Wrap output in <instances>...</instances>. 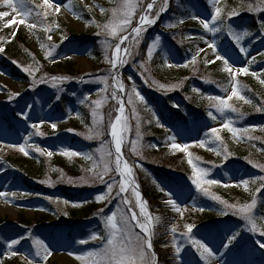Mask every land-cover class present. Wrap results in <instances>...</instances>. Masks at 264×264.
Listing matches in <instances>:
<instances>
[{"label":"rangeland","instance_id":"rangeland-1","mask_svg":"<svg viewBox=\"0 0 264 264\" xmlns=\"http://www.w3.org/2000/svg\"><path fill=\"white\" fill-rule=\"evenodd\" d=\"M50 2L54 6H60L59 13L48 9L49 14L46 17L41 16L35 21L28 19L23 24L11 23L7 28H4L3 22L0 21V47H4L5 49L6 43L4 41L10 42L17 37L18 33L22 32L30 47V53L35 56L32 57L29 63L18 65L21 74L25 76L23 79L14 78L0 63V191L17 193L16 197H0V261H2V264L13 262L14 260L27 264L28 259H32V257L28 256V253L30 251L34 253L35 251L32 246L31 237L44 240L53 253L46 261L35 258L33 264H85V261L77 260L76 256L103 247L101 240H92L90 238L93 233L104 235L103 217L111 215L118 208L121 212L127 213V207L123 205L121 197H115V191L118 190V186L112 193V196L115 198L111 199V202H97L95 200L96 195L106 192L107 189L105 184L94 180L92 174L86 171L93 166L94 161L96 163L100 162L101 152L98 150L101 148V144H103L105 151L112 150L108 114L111 113L114 120L115 116L118 115L116 108L119 105L110 98L112 89L109 87L108 99L104 101L98 110L104 117V135L89 140L85 137L91 134L90 129L93 127L92 109L86 104L82 105L79 103V100L84 95H89L92 100L103 99L105 96V93L101 91L105 85L96 82L99 77H108L110 70V65L105 60V45L102 41L99 43L100 56H98L94 54L96 50L91 45H88L87 41L82 40L90 38V36L96 35L100 31L97 25H102L110 19L108 16H111V10L115 7L116 0H70L69 7H65L66 4H69V0H50ZM161 2L162 0H157V5L159 6ZM170 2L169 0V4ZM40 5H43V0H30V6L34 8L33 15H35V11L42 13L45 11L42 7H35ZM220 6L224 10L223 15H227L232 10L237 11L240 16L246 13L243 12V5L236 0H221ZM80 8L87 10L86 14H88V17H91L86 18L85 11ZM100 8L105 9V12L101 13ZM0 10L7 9L0 8ZM168 11L169 9L164 13V18H167L166 21H163L157 27L155 25L149 26L147 31L142 33L141 43L134 50L138 54L134 56L133 60H130L129 64L123 67V73L126 67L135 64V60L142 53L143 46H146L145 51L147 52V45L151 43L153 37L157 34L161 36V41L153 56L157 52L163 51L167 57V64L173 65L172 67H168V71L175 72L176 76L181 75L183 68L195 65L190 63L194 55L202 56L204 63L206 60L214 61L213 63L205 64L220 65V70L224 72L222 70V61L216 59L213 50L204 42H211L212 40H216L221 55L227 52L236 61L235 67L250 68L252 62H249L251 58L258 54L256 51H252L253 46L257 45L260 39L258 35L252 38H245L243 44L248 48V55L244 56L243 54H239L237 48L232 49V44L230 43L232 40L227 36L226 32L213 36L212 33L206 32L203 29L199 23V19L194 20L200 25L201 31L197 33L200 39L196 38V33L185 31L186 40L192 39L195 42V49L190 52V59L186 62L188 65L184 67V64L179 61L177 50L166 43L164 39L167 36L168 38L171 37L172 30L177 29L180 31L184 29L186 20H183L184 22L180 24V18L175 16L168 18L170 16ZM199 17L210 18V15L205 14ZM9 19L18 21L21 17L13 15ZM224 19L226 21L228 17H224ZM33 22L37 24L36 28H29L28 24ZM226 23L233 25L232 21H226ZM168 24L176 26L168 28L166 27ZM46 28H51L52 31H45ZM157 28L162 30V33H165V35L159 33ZM236 30L242 31L243 29ZM13 31H15L14 35ZM49 35L52 36L51 41L47 39ZM201 37H203V40ZM222 39L226 41L224 42ZM106 40L109 44L113 45L117 42L110 36ZM53 44L57 45L53 56L46 59V52L51 50L50 46ZM41 45H44V48ZM129 45H131V41ZM201 48L204 51L199 52L197 55L198 50ZM110 52L111 49L109 50V54ZM53 59L55 63H53ZM145 67H147L146 63ZM25 68L30 69L34 76L24 71ZM134 68L140 72V68ZM224 73L229 76L228 73ZM52 76L67 78L63 83L58 84V87L62 88L63 91H58L51 86L52 81L50 77ZM245 76L244 74H240L236 77L240 87L242 85L239 79ZM34 78L37 81L41 78H46L48 79V83L33 85ZM122 79L126 85L127 92H131V86L134 83L136 89L145 98V102L141 103L133 94V104H128L127 100H125L127 107L124 115L127 117L129 130L123 131V150L125 149V152L127 151L131 158L130 165H133L132 179H134L135 184L139 183L141 192L145 193L143 194V199L148 201L149 211L153 215L161 217L159 223L154 222L153 224V252L160 250L161 254L168 259L169 264H179L178 260H173L174 249L171 246L173 234L170 232V228L172 225H176L178 229L176 236L184 245L182 256L191 260L192 264H203L202 261H199L195 249H192L180 237V232L184 231L183 226L188 223L195 225L193 229L194 236L198 239H205L210 246L217 248L221 240L228 234L229 229L241 230L243 229L244 222L238 216L235 217L236 221L232 222L231 212L227 216L220 215V210L224 206L196 189L190 179L193 173L192 167L188 163V153H191L192 157L198 158L194 162L200 168L208 171L207 179L219 181L218 184L203 185L208 189L209 193L219 196L229 204H232V202L223 196L227 195L228 192L232 193V188L242 194L249 193L244 191L243 186L239 185V181L246 178L242 177L243 173L241 169L236 168L234 162L238 159L237 154L240 152L239 150L244 149L243 142L240 141V138L233 137L231 132L222 127L227 119L233 121V118H242L243 115L241 114H245L244 110L249 107V104H245L238 98L233 97L228 103L236 108L237 112L226 111L221 115L214 108H210L207 97L219 95L226 98L230 94L231 84L227 89L228 91L214 89L215 91H211L208 94L193 87L196 91L192 89L190 97L197 96L196 101L204 105L203 110L195 111L192 109L189 105V98V102H187V99L184 100L185 102L179 98L169 99L172 102V107L186 116L187 124H185L184 121L179 119L170 110L169 105H167L169 101L168 97L160 95L158 87L157 93L150 89L154 92L151 94L148 90L139 86L136 81L133 82L131 80L128 82L124 76ZM108 83L111 85V77H108ZM184 91V86L176 89L171 87L167 89V92L172 93L173 96L176 93L181 94ZM15 93H19L20 95L15 96ZM241 94L244 95L243 93ZM10 95L13 96L11 100L9 99ZM55 95H60L61 99L67 98V118H64L58 112V109H60L59 105L55 107L50 103L52 100L56 102ZM175 96L181 95L176 94ZM148 98L152 102H149ZM60 101L57 102L60 104ZM27 105L32 106L31 110L26 107ZM133 107L136 110L135 116L132 115ZM12 108L17 113H20L22 110L26 112L27 119L21 115H18V117L23 122H26L27 125L4 132L3 126H1V118L2 116H6V114H11ZM208 111H212L217 119L212 120L208 117ZM153 112L156 114L155 117L152 115ZM202 112H205L206 115H201ZM160 113L166 120L171 116L178 119L175 129H168L160 121L157 124ZM138 120L140 122L139 139L136 132ZM149 120L151 123L148 122ZM242 120L244 119L239 120L237 123L233 121V126L237 128L240 126L241 129L245 128V123ZM53 124L56 125L55 128L52 127ZM33 125H36V127L34 128ZM213 127L220 130L219 135L222 143H209L206 141L205 147H199L196 142L205 139V133L211 135L210 128ZM161 130L170 131L165 138L166 156L168 157L165 167L169 171H174V175L178 177L177 181H173L167 176H162L160 173H155V171H150L143 161L146 155L152 152L151 148L147 145V142H151L148 136ZM66 134L74 136L76 140L70 141V138L66 137ZM170 135L177 137V143H187L189 145L188 152L172 149L170 141H168ZM247 136H252V129H249V132L245 134V137ZM131 141H137L140 155H136L131 151ZM85 142L93 143V145L87 146ZM151 143L156 145V151L160 150L158 146L159 141ZM22 144L25 146L28 155L19 150V145ZM37 148L42 151H37ZM65 151H76L93 155L94 161L86 160L84 156L64 155ZM47 152L53 154L48 156ZM61 159L68 165L78 164L79 174L77 178L70 176L66 168L59 167L58 161ZM148 162L153 164L150 160ZM42 167L45 170L40 169ZM102 167L103 165L100 164V168ZM99 170L97 169V171ZM23 174H28L32 179L31 182L44 186L46 191H41L40 189L33 191L29 189L24 180H22ZM110 175L115 176L116 180L120 179L115 173H111ZM105 179L107 180L108 177H105ZM225 185L229 186L225 187ZM154 187L157 189L156 193H147L153 192L155 190ZM161 187L173 194V198L177 200L182 210L186 209L183 217L172 211L170 206L164 204V200L167 197L160 191ZM62 188H71L78 191V193L82 192V201L73 202L66 198L60 193ZM250 188H252L251 184ZM81 189H86L87 191H79ZM121 196H127L132 201V205H135V197L131 189L126 193H121ZM66 201L67 203H65ZM246 202H250V200L234 204ZM200 208H203L204 211H199ZM101 209H103V212L100 211ZM134 210L139 211L138 208ZM257 214L264 215L259 210ZM83 221L90 223L89 226L83 229L87 233L86 236L81 237L79 233H76L73 235V239H71L69 237L70 228L66 226L71 222L80 223ZM132 223L134 224L135 222ZM211 223L215 225L211 226ZM98 225L103 230L98 231ZM134 231L139 233L140 229L135 228ZM20 236H24L26 239L15 246L17 255L14 257L10 256L6 252V241L12 238H19ZM81 239H86L88 242L86 244H79L78 241ZM258 240L264 241V237L242 231L238 242L223 257L224 264H264V255L261 254V250L264 252V249H261L255 243ZM219 250L224 251L223 248ZM185 254L187 255L185 256ZM88 264H90V261Z\"/></svg>","mask_w":264,"mask_h":264},{"label":"snow or ice","instance_id":"snow-or-ice-1","mask_svg":"<svg viewBox=\"0 0 264 264\" xmlns=\"http://www.w3.org/2000/svg\"><path fill=\"white\" fill-rule=\"evenodd\" d=\"M207 3L211 6L213 11L210 14V18H200L198 15H194L192 19H199V23L202 25L203 29L206 32L212 33L213 36L216 34H224L227 33V36L233 41L235 48L239 50V54H243L244 56L248 55V48L244 46L243 41L246 37H252L253 33L248 30L237 31L231 24L226 23L224 19V10L220 6L221 0H207ZM70 6L66 4L65 7ZM42 7L45 11L42 13L40 11H35V15H33L34 8L30 6V0H0V8L7 10H0V21L3 22V27L7 28L11 23H25L26 20L32 19L33 21L39 19L41 16L46 17L48 13V9H51L55 13L60 12L59 5H53L50 0H43V5L35 6ZM169 8V0H162V2L157 5V0H147L145 4V0H116L115 7L111 10L110 19L104 24H98L97 27L100 29L96 33L97 36L104 37H112L115 41L114 45L109 44L105 39L102 41L105 45V60L110 65V70L108 73V77H111V85L108 83V77H99L97 78L98 83H102L105 85L102 92L105 93L103 99L92 100L89 95H84L82 99L79 100V103L82 105H88L92 111V125L93 127L90 129V135H87L86 139L98 138L104 135V117L102 114L98 112L101 108L102 104L105 100L108 99V88L111 87L110 98L119 105L116 108L118 115L115 116L114 120L112 119L111 113H109V127H110V135L112 137V141L114 143V151L104 150L103 144H101V148L98 150L101 152L100 162L96 163L94 161L93 155L84 154L76 151H65L64 155L70 156H84L86 160H93V166L88 168L86 171L92 174L94 180L105 184L107 191L95 196V200L97 202L108 201L111 202V199L115 197H121L122 203L127 207V213L121 212L118 208L116 212H112L111 215L103 217L104 224V235H97L95 233L91 234L92 240H101L103 242V247L95 250L84 253L83 255L76 256L77 260L85 261V264H158L157 257L155 252L152 251V237L154 235L153 224L159 223L161 217L158 215H153L148 209V201L142 198V194L139 191V185L135 184L134 179H131L133 175V165H130L127 160L124 159L122 152L123 145V131L129 130V126L127 123V117H125V100H127L128 104H133V94L136 98L139 99L141 103L145 102V98L141 95V93L136 89L135 84L133 83L131 86V92L126 91V85L121 78L120 69H122L125 65L130 63V60L134 59L136 53L134 50L138 48L141 43L142 33L147 31L149 26L155 25L157 20L160 18L161 14L166 12ZM249 11H259L264 12V0H260L257 4L248 5ZM100 12L104 13L105 9L100 8ZM19 16L21 19L18 21H14L9 19L11 16ZM239 13L235 10L229 11L227 13V17L230 19L233 16H238ZM136 21L135 25L133 21ZM184 21L180 20L179 23L182 24ZM37 24L35 22L29 23V28H36ZM174 24H168L166 27L172 28L175 27ZM58 27V25H57ZM45 31L51 32V28H46ZM15 31H13V35ZM260 34L264 36V20L260 21ZM49 41L52 40V36L49 35L47 37ZM203 40V37H201ZM129 41H131V45H129ZM161 41V36L157 34L153 37L151 43L147 45V61H151L153 58V54L156 49L159 47ZM8 41L5 40L4 43ZM208 44L209 48L213 50V53L216 59L221 60L223 67L222 70L229 74V82L231 84L230 94L224 98L219 95L216 96H208L210 108H214L216 112L223 115L226 111L237 112V109L232 107L228 101L233 97L238 98L243 101L245 104H252V100L247 99L244 95H242V91H244L240 85L236 77L240 74L248 75L249 68L248 67H235L236 61L232 59V57L225 52L221 55L219 51V46L216 40L204 41ZM123 46V47H122ZM44 48V45H41ZM51 50L46 52L45 58H50L53 56V52L57 45H51ZM111 52L109 54V50ZM5 51L4 47H0V53ZM204 49H199V52H203ZM264 55V53H261ZM67 58V57H66ZM256 57H252V61H255ZM196 60V56L192 57L190 63H194ZM142 62L139 67L144 69L146 72L148 69L145 67V63ZM212 60H206L205 63H213ZM16 63V61H13ZM53 63L55 60L53 59ZM167 63V61H165ZM135 67V65H133ZM168 67H172L173 65L167 64ZM24 71L28 72L29 75L34 74L30 71V69L25 68ZM143 75V73H141ZM252 76L256 77L259 80L261 85H264V78H261L256 72L251 73ZM53 88H56L58 91H63L62 88L58 87L59 83H63L66 77L62 76H52L50 77ZM131 79V77H129ZM147 82V80L145 81ZM37 83H48V79L41 78L39 81L33 79V85ZM164 87V85H161ZM224 91H228L227 89H223ZM196 91V89H193ZM123 93L124 95H121ZM15 96H19V93H15ZM75 95V94H73ZM13 96L10 95L9 99L11 100ZM61 99L60 95H55V100L59 101ZM29 110H31V105L26 106ZM151 111L150 109H148ZM257 111H264V101L261 102V106L257 107ZM18 115L23 116L25 119L28 118L25 111H21ZM79 115V113H77ZM132 115H136L135 107L132 108ZM153 117H155V113H152ZM208 117L212 120H216V115L213 114L212 111H208ZM242 115V114H241ZM151 123V121H148ZM233 121L231 119H227L226 122L223 123L222 127L227 129L232 133L233 137H237L243 139L245 134L249 132L248 128H237L233 126ZM157 124H159V120L157 119ZM35 128L36 125H33ZM53 128L56 127L55 124L52 125ZM218 128H210V133H205V139L198 140L196 143L199 147H205L206 141L209 143L221 142V137L219 135ZM261 131H264V128H261ZM136 132L137 137H140V122L137 121L136 124ZM238 134H241L238 136ZM247 139H259L257 137L247 136ZM168 141H170V147L174 150H179L180 152H188L189 145L187 143L180 144L177 143V137L175 135H170L168 137ZM222 143V142H221ZM152 147H156L153 145ZM19 150L23 152L25 155H28L25 150V146L19 145ZM37 151H42L37 148ZM258 151L264 152V148L257 149ZM131 151L136 155H140V150L137 146V141H131ZM48 156H51L53 153L47 152ZM219 154V153H218ZM114 157V158H113ZM198 158L192 157L191 153H188V163L192 167V177L191 182L195 185L196 189L201 191L204 195L209 196L212 200L218 201L224 207L220 210V215L227 216L229 212L233 216H238L243 222V229L241 230H228V234L224 239L221 240L220 245L217 248H214L209 245L203 238H196L193 234V229L195 225L188 223L185 224L184 231L180 232V237L187 242V244L195 249V252L198 254L199 261H202L203 264H224L223 257L225 254L231 250V247L235 245L239 238L241 237L242 231H247L253 235L258 234L260 237H264V215H258V204L260 206L259 210L264 211V199H258L262 190H264V175L255 176L250 179H241L239 181V185L243 186L244 191L249 192L251 199L250 202H246L243 204H229L227 201L222 200L219 196L213 195L209 193L208 189L203 185H214L218 184L219 181L214 179H207L208 171L206 169L200 168L197 163L194 162ZM249 163L252 164L254 168H259L261 172H264V165H259L253 163L251 160ZM100 164L103 165L100 168ZM97 169H100L97 171ZM111 173H115L116 176H119V180H116L115 176L110 175ZM105 177H108L106 180ZM84 179V178H81ZM87 182V181H85ZM250 184L257 185L254 191L250 188ZM118 190L115 191V197L112 196V193L115 188ZM229 185H225L228 187ZM129 189H131L132 194L135 197V205H132V201L128 199L127 196H121V193H126ZM160 191L164 193V196L167 199L164 200V204L166 206H170L171 210L178 213L180 217H183L184 210H182L180 204L176 199L173 198V194L170 191H166L163 187L160 188ZM16 197L17 193H7L0 191V197ZM67 203V201L65 202ZM138 208V212L134 210ZM103 212V209L100 210ZM199 211H204L203 208H200ZM130 214V215H129ZM132 222H135L134 224ZM135 228H139L140 232L137 233L134 231ZM178 229L176 225H172L170 228V232L173 234L172 238V248L174 249V261H179V264H192V261L184 258L182 253H184V245L180 242V239L177 238L176 233ZM26 239L24 236H20L19 238L8 239L5 244L6 252L10 256H16L17 250L15 246L19 245L22 240ZM32 246L34 248V253L29 252L28 256L32 257V259H28L27 264H33L35 258H40V260L46 261L53 253L48 244L45 243L44 240L31 237ZM88 240L81 239L78 241L79 244H86ZM261 249H264V241H256ZM223 248L224 251H220L219 249ZM43 253V254H42ZM71 255V253H69ZM187 254H185L186 256ZM27 259V257H26ZM2 264V261H0Z\"/></svg>","mask_w":264,"mask_h":264},{"label":"trees","instance_id":"trees-1","mask_svg":"<svg viewBox=\"0 0 264 264\" xmlns=\"http://www.w3.org/2000/svg\"><path fill=\"white\" fill-rule=\"evenodd\" d=\"M244 7V11L246 12L241 17H234L232 18L235 22V27H245L246 30L253 33V36L258 35L260 38L257 42L258 44L253 46V50L256 51L258 54H256L255 61H252L249 68V74L245 77H240L241 82V88L244 90L242 93L247 97V99L252 100V104H249V107L244 110L245 114H242V118H233L234 122H238L241 119H244L245 128L252 129V137H257L259 139H247V137H244L243 139H240L243 143V150H239L238 152V159L235 162V165H238L243 170V176L246 179H250L255 176H261L264 175V172H261L260 169L254 168L249 161L251 160L253 163L264 165V152L258 151L257 149L264 148V131H261V128H264V111H257V107L261 106V102L264 101V85H261L259 83V80L252 76V72H256L261 78H264V55H261V53H264V36L260 34V21L264 20V12L259 11H249L248 5L250 4H257L260 2V0H236ZM147 0H145L146 4ZM213 9L211 6L207 3V0H173L172 6L170 9L169 17L172 16L178 17L181 20H186V25L184 29H181L180 31L175 29L172 30L171 34V44L176 48L179 54V60L184 63V67H186L188 64L186 63L188 59H190V52L195 49V42L193 40H186L185 38V31H191L194 33H199L198 29L200 26H198L195 22H193V19L191 18L194 16L195 12H212ZM88 12L85 10V17H88ZM111 17V16H110ZM108 16V18H110ZM227 17V16H225ZM167 20V18H166ZM135 23V20L133 21ZM133 23V24H134ZM176 33V34H175ZM252 36V37H253ZM199 36L196 35V38ZM251 37V38H252ZM104 39H107L104 36H97L93 34L90 36V38L87 41V44H90L96 52L94 54H97L100 56L99 53V43L103 41ZM146 46L142 48V53L139 56L138 59L135 60V67L140 68L138 65H140L142 62L147 61V52L145 51ZM30 47L26 41L25 35L20 32L18 33L17 37L12 39L10 42L6 43L5 45V51L0 54V63L1 66L7 70L14 78L23 79L25 76H23L19 70L18 65H25L29 63L32 60L33 56L30 53ZM193 57V56H192ZM13 61H16V63H13ZM166 55L162 53H158L155 55L151 61L146 62V68L148 69L146 72L144 69L140 68V72L134 68L133 66H128L125 70L126 75L128 77L134 78L135 81L138 83L139 86H142L143 89L148 90L151 94L158 90L159 88L160 92L159 94L162 96H167L168 98L172 97L173 94L170 92H167L168 88H178L180 86H184L185 91L181 92V94L176 93L178 95H181L185 98H190V103L193 105L192 107L198 109V106L196 105L198 102L195 100L196 96L190 97L191 95V83L197 82L199 83L201 89L205 93H210L211 91L220 90L223 91V89H228L230 86L229 82V76L222 72L220 70V65H206L203 61V57H197L194 66H187L186 68H183L181 75L176 76L175 72L168 71ZM143 73V75L141 74ZM147 80V82H145ZM170 84V86H169ZM161 85H164V87H161ZM148 88V89H147ZM152 89L154 92H152ZM213 89V90H210ZM145 92V90H143ZM171 99V98H170ZM52 105L54 103V100H52ZM57 104V103H56ZM60 108L65 111L67 109V99L62 98L61 102L59 104ZM204 106L200 105L199 109H202ZM161 115V113H160ZM12 117H17V113L15 111H12L11 114ZM182 116V115H181ZM14 119V118H13ZM19 119V118H18ZM5 120V119H4ZM16 120V118H15ZM13 121L17 122L18 121ZM163 121V120H162ZM5 122V121H4ZM241 122V121H240ZM23 124V123H22ZM22 124L18 123L17 126H22ZM4 126H7L8 129H14L16 128V125H11L9 122L7 124H4ZM239 128H241L239 126ZM66 137L70 138V141H75L76 139L74 136H71L69 134L66 135ZM154 139H159V149L158 151L155 150V148H151L152 152L146 155V158H144V164L149 167L150 171H155V173H160L162 176H167L171 178L173 181H177V176H175L173 173L174 171H169L165 167L168 162V157L166 156L167 150L165 146V138L166 133L163 131L156 132L153 134ZM162 151V152H159ZM128 155V153H127ZM131 160V158H130ZM151 161L153 164L149 163L148 161ZM56 162V161H55ZM59 167L66 168L68 174L70 176H74L77 178L79 174L78 170V164H72L68 165L64 160H59ZM42 170H45L44 167L40 168ZM22 180H24L25 184L29 187V189H32L33 191L41 190L46 191L44 186H41L38 183L31 182L32 179L28 174H23ZM176 177V178H175ZM33 178V176H32ZM257 185L251 184V189L254 191L255 187ZM87 191L86 189H81L79 191ZM60 193L65 196L66 198L70 199L73 202H80L82 199V192H79L71 189V188H62L60 190ZM220 193V191H219ZM232 196V197H231ZM224 198L229 199L232 204L239 203L242 201L250 200L251 196L250 193H239L236 191V189L232 188V193L228 192L227 195L223 196ZM258 199H264V190H262V193L258 197ZM260 206H258L259 210ZM264 213V211H260ZM236 216L232 215V218H235ZM239 219V218H237ZM84 224L80 227H73L74 230L77 228L81 229L83 228ZM101 228H99L100 230ZM82 237L85 236V234H81ZM6 264H22L18 260H14L13 262H7Z\"/></svg>","mask_w":264,"mask_h":264},{"label":"bare ground","instance_id":"bare-ground-1","mask_svg":"<svg viewBox=\"0 0 264 264\" xmlns=\"http://www.w3.org/2000/svg\"><path fill=\"white\" fill-rule=\"evenodd\" d=\"M155 254L157 257L158 264H169L168 259L164 255H162L161 252L157 251Z\"/></svg>","mask_w":264,"mask_h":264},{"label":"water","instance_id":"water-1","mask_svg":"<svg viewBox=\"0 0 264 264\" xmlns=\"http://www.w3.org/2000/svg\"><path fill=\"white\" fill-rule=\"evenodd\" d=\"M125 110H126V108H125ZM111 139H112V137H111ZM112 146H113V150H114V143H113V141H112ZM123 152V151H122ZM123 156H124V154H123ZM124 159H125V157H124ZM126 160V159H125Z\"/></svg>","mask_w":264,"mask_h":264}]
</instances>
